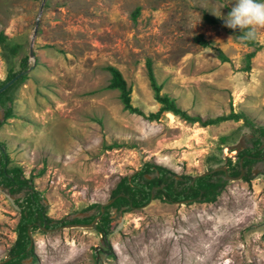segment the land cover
Here are the masks:
<instances>
[{"label":"rangeland","instance_id":"374dc122","mask_svg":"<svg viewBox=\"0 0 264 264\" xmlns=\"http://www.w3.org/2000/svg\"><path fill=\"white\" fill-rule=\"evenodd\" d=\"M234 4L0 0V32L21 44L10 60L0 47V80L9 65L18 69L22 55L30 66L5 92L11 116L3 119L0 107V142L6 166L21 167L47 216L55 221L94 213L98 205H88L107 201L118 179L144 161L178 179L225 166L226 158L232 161L236 150L251 145L252 126L242 119L201 126L163 111L149 120L123 109L118 91L106 88L104 66L113 65L130 86L131 104L144 114L155 111L144 65L149 57L159 92L187 114L204 119L241 111L264 129V29L257 30L260 48L249 69L242 70L253 46L225 30L223 17ZM203 13L220 23L204 21ZM196 34L209 45L195 41ZM216 48L227 60L219 59ZM254 160L248 179L218 173L224 183L212 200L150 197L137 207L108 206L112 255L93 224L53 230L39 225L30 229L34 258L19 264H264V153ZM22 192L0 187V260L15 237L19 211L12 199Z\"/></svg>","mask_w":264,"mask_h":264},{"label":"trees","instance_id":"16d2710c","mask_svg":"<svg viewBox=\"0 0 264 264\" xmlns=\"http://www.w3.org/2000/svg\"><path fill=\"white\" fill-rule=\"evenodd\" d=\"M137 8L132 12L134 17L137 13ZM202 19L209 23H220L219 20L212 18L207 13L202 14ZM227 33L232 34L235 37H240L243 33L239 30H232L225 27ZM195 41L202 45H209V41L202 37L201 34L194 36ZM247 45L253 46V48L244 54V65L241 67L242 70L249 69L250 58L254 52L260 48L254 40L249 42H243ZM19 42H10L5 39V36L0 32V47L2 48L3 57L10 60L20 47ZM217 56L221 61L227 60V57L216 48ZM18 69L12 70L9 65L6 70V74L0 85L4 83L11 76L18 74L19 71L27 67V55H22L18 58ZM146 69V76L148 79L149 86L152 90V97L158 103V107L155 111H150L144 114L138 107L134 106L130 102V86L126 84L120 71L113 65H105L109 73V79L106 84V88L116 89L118 91V98L122 104V108L129 112L139 114L147 119H155L161 112H171L172 114L178 115L188 122H197L201 126L208 124H215L219 121L231 119L237 120L242 119L244 124L252 126L251 133V145L244 148L238 149L235 152V157L232 161L230 158H226L227 165H225L226 172L229 175H234L239 172L238 160L241 158V166L246 167L245 173L242 175V179H248L250 174L247 166L256 158L264 153V147L261 145L260 136L264 135L263 126H253L245 114L241 111L230 110L227 113L217 114L212 117H206L201 119L196 115H189L185 110L179 108L174 99L169 97L165 93H160V83H157L153 74L151 60L146 57L144 60ZM25 74L17 75L16 79L10 83L7 87L0 91V107L2 109L3 119L11 116L10 104H6L7 96L5 95L6 90L13 86L16 82L22 80ZM223 137H221L222 139ZM7 155L4 151L3 144L0 142V187L7 188L8 191H23L21 195L15 196L12 200L18 205L19 216L15 224V237L8 248L7 259L0 264H19L21 259L27 256L34 258L32 254V248L26 249L29 242V235L27 229L37 227L39 225L45 228L55 227L57 225L64 224L66 222H89L92 218L99 213V204L90 203L87 207L90 208L94 205H98L94 213L88 216L73 217L71 219H60L53 221L44 212V205L41 202V196L39 192L34 189L30 183V178L22 176V169L19 165L6 166ZM167 169L158 164L144 161L137 170L128 176H122L115 183L114 187L110 191V197L114 196L113 200L108 204L103 205V211L99 217L93 223L94 228L101 235V242L106 245V253L112 255L109 249L106 235L111 229L110 221L112 217L106 210L108 206H115L119 208L120 205H124L125 208L144 205L150 199V192L152 186L153 192L152 197H161L165 200H176L180 198H196L212 200L219 192L220 187L223 185L224 180L217 179L218 173H223L222 170H216L212 173L196 176L192 179L191 175L182 174L180 180H176L173 177H165ZM144 174H151L149 177ZM192 180V181H191Z\"/></svg>","mask_w":264,"mask_h":264},{"label":"clouds","instance_id":"9594fccd","mask_svg":"<svg viewBox=\"0 0 264 264\" xmlns=\"http://www.w3.org/2000/svg\"><path fill=\"white\" fill-rule=\"evenodd\" d=\"M223 20L225 27L243 33L239 37L241 42L253 41L257 30L264 29V0H235Z\"/></svg>","mask_w":264,"mask_h":264},{"label":"water","instance_id":"95a60500","mask_svg":"<svg viewBox=\"0 0 264 264\" xmlns=\"http://www.w3.org/2000/svg\"><path fill=\"white\" fill-rule=\"evenodd\" d=\"M37 20L38 18L35 19V23H34V26H33V32H32V35L34 34L35 32V28H36V24H37ZM33 55L32 53V48H31V41L29 42V47H28V56L31 57ZM30 66L26 67L25 69L21 70L18 72V74H15L13 76H11L9 79H7L4 83H2L0 85V91L3 90L5 87H7L10 83H12L17 75L19 74H22L24 73L25 71H27L29 69ZM260 146H264V138L263 140L261 141V145ZM238 164H239V172L236 174V175H229L227 172H226V169H225V166L223 165H219V166H215V167H212L210 168L209 170H204L200 173H197V174H194L192 175V179L195 178L196 176H199V175H204V174H207V173H212L213 171H216V170H222L223 173H224V177L225 178H229V179H240L241 178V175H242V172H243V167L241 166V158H239L238 160ZM144 176L146 177H149V175L147 174H144ZM129 177V176H128ZM192 181V180H191ZM150 197H152V192H150ZM114 196L110 197L107 201L105 202H102L99 204V213L96 214L92 220L88 223H81V222H66L64 224H61V225H57L55 227H52V228H45L44 226H40L42 229H47V230H53L55 228H61V227H70V226H90L91 224H93L96 220V218L99 217L100 213L103 211V205L104 204H108L109 202H111L113 200ZM27 234L29 235V242H28V245L26 247V249H29L31 247V244H32V240H31V236H30V230L27 229ZM7 259V257L5 258H2L0 260V263L5 261ZM28 260H31V256H28L27 257Z\"/></svg>","mask_w":264,"mask_h":264},{"label":"flooded vegetation","instance_id":"af4514ba","mask_svg":"<svg viewBox=\"0 0 264 264\" xmlns=\"http://www.w3.org/2000/svg\"><path fill=\"white\" fill-rule=\"evenodd\" d=\"M256 157V159L254 160L255 162H257V161H259L262 157H263V154L262 155H260V156H255ZM258 157H260V158H258ZM258 158V159H257ZM245 169H246V167H243V172H242V175L245 173ZM251 170V169H250ZM251 173V172H250ZM234 175H236V174H234ZM242 175H241V178H242ZM181 179V176L178 178V179H176V180H180ZM152 187H154V186H152ZM152 189V188H151ZM188 200H191V198H180V199H176V200H168L169 202H176V203H178V202H187ZM147 203V202H146ZM114 208H116L115 206H113ZM120 207H121V205H120ZM89 209V208H88ZM110 215V214H109ZM82 216H87V215H82ZM82 216H80V217H82ZM97 219V218H96ZM96 221V220H95ZM90 222V221H89ZM82 223V222H81ZM84 223H88V222H84Z\"/></svg>","mask_w":264,"mask_h":264},{"label":"bare ground","instance_id":"6f19581e","mask_svg":"<svg viewBox=\"0 0 264 264\" xmlns=\"http://www.w3.org/2000/svg\"><path fill=\"white\" fill-rule=\"evenodd\" d=\"M167 115L170 119L173 117V114L171 112H167Z\"/></svg>","mask_w":264,"mask_h":264}]
</instances>
